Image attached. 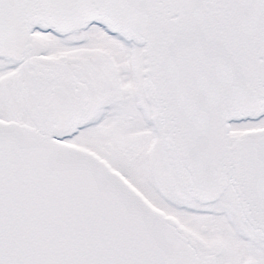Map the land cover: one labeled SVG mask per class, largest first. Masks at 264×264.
<instances>
[{
	"label": "snow or ice",
	"instance_id": "obj_1",
	"mask_svg": "<svg viewBox=\"0 0 264 264\" xmlns=\"http://www.w3.org/2000/svg\"><path fill=\"white\" fill-rule=\"evenodd\" d=\"M0 264H264V0H0Z\"/></svg>",
	"mask_w": 264,
	"mask_h": 264
}]
</instances>
